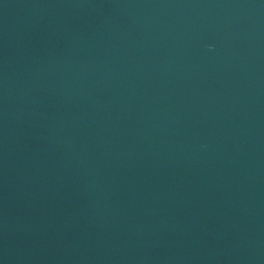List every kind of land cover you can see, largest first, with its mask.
<instances>
[{
	"label": "water",
	"instance_id": "obj_1",
	"mask_svg": "<svg viewBox=\"0 0 264 264\" xmlns=\"http://www.w3.org/2000/svg\"><path fill=\"white\" fill-rule=\"evenodd\" d=\"M0 264H264V0H0Z\"/></svg>",
	"mask_w": 264,
	"mask_h": 264
}]
</instances>
